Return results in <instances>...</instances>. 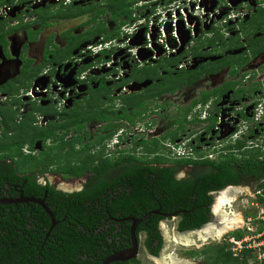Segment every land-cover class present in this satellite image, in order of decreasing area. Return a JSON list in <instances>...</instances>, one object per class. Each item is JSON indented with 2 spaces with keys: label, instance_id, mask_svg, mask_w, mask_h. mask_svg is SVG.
Listing matches in <instances>:
<instances>
[{
  "label": "flooded vegetation",
  "instance_id": "obj_1",
  "mask_svg": "<svg viewBox=\"0 0 264 264\" xmlns=\"http://www.w3.org/2000/svg\"><path fill=\"white\" fill-rule=\"evenodd\" d=\"M85 2L86 6L81 7L51 0L36 5L30 0H0V144H11L23 137L30 138L32 132L60 127L55 137L64 136L67 149L57 151L66 163L57 164L56 168L72 162V167L84 169L83 175L66 177L51 171L40 173L42 167L32 176L39 186L53 188L56 193L85 196L78 197L80 205L69 206L61 198L49 197V189L43 198L25 197V192L13 185L18 196L0 200L14 203L0 206H15L9 211L17 214L23 208L30 210L28 229H32L36 221V227L44 234L42 242L38 239V243L41 242L38 248L43 251L41 264H49L47 253H51L49 258L53 264H146L143 256L156 260L155 264H173V259L162 256L173 241L166 238L164 221L177 220L176 237L183 247L193 241V235L203 243L200 237L206 232L201 231L198 236L193 232L206 225L219 224L221 216L214 206L217 210L221 192L246 184L256 195L262 192L264 178L254 176L244 179L240 185L209 192L211 200L200 207L209 210L210 221L197 230H180L184 221L182 215L189 211L179 210L178 205L171 208L172 212L163 211L167 204L174 203L165 193V173H172L171 177L178 182L187 181L198 173H209L207 166L187 165L185 161H194L202 154L201 161L207 160L210 154L214 155L209 159L212 161L229 153L238 157L240 151L235 148L238 141L246 150H256L249 149L247 142L254 138L260 141L261 138H256L257 129L264 135V0L240 3L234 9L241 14L246 6V14L237 17L230 26H214L190 44L182 43L180 48L171 44L170 48H178L177 52L159 49L158 56L147 62L141 60L130 44L126 48L108 46L99 54H90L89 44L95 38L98 40L95 46L105 47L114 41L116 45L125 40L126 43L128 35L123 29L133 20L123 16L114 21L110 10L97 18L93 12L96 5L102 8L108 5L104 0ZM8 5L12 9L5 11ZM92 6L94 9L88 12ZM66 9L69 11L65 14ZM90 14L91 18L87 19ZM99 22L111 28V33L100 35L95 27ZM68 23L76 25L66 29ZM56 26L62 28L53 30ZM109 35L113 37L108 39ZM197 71V75L192 74ZM207 85L209 88L203 89ZM206 94L210 97L203 102ZM178 102L182 106L177 107ZM213 118L217 122L209 130V120ZM166 120L168 123H164ZM157 129L164 130L163 136L156 138ZM233 131L241 135L240 138L230 140L231 144L223 142L227 146L219 148L221 140ZM176 134H180L179 138L172 141ZM154 140L163 148L147 149ZM46 144L53 148L59 146L52 140ZM71 144H75L74 149ZM87 145L91 147L89 151L84 150ZM21 150L25 155L36 156L34 153H43L45 147L38 141L33 149L26 144ZM72 150L78 154L75 160L69 161L64 154ZM177 151L183 154L178 155ZM126 156L135 158L138 166L129 165ZM158 159L161 161L154 162ZM101 164L116 165L97 176L96 169ZM144 166L150 169L146 173L142 172ZM51 176L59 178V184H53ZM102 185L107 188L100 190ZM143 192L146 200L151 199L149 203L157 208L139 216L141 207L147 204L143 202ZM93 196L98 198L92 201ZM30 198L43 202L44 206L21 201ZM191 198L195 204L202 202L197 196ZM130 203L132 207L127 206ZM82 211L83 217H79ZM148 215H151L149 218L162 217L157 226L151 228L152 236L142 225ZM14 223L17 226L19 221H14L13 226ZM91 225L97 227L94 229L96 240L89 229ZM245 225H248L247 219ZM151 241L159 250L158 254H154L156 250L148 244ZM209 247L205 245L204 250ZM188 253L190 251L184 253L185 257L192 258ZM262 254L264 247L252 251L249 257L255 260L254 264H264Z\"/></svg>",
  "mask_w": 264,
  "mask_h": 264
},
{
  "label": "trees",
  "instance_id": "obj_2",
  "mask_svg": "<svg viewBox=\"0 0 264 264\" xmlns=\"http://www.w3.org/2000/svg\"><path fill=\"white\" fill-rule=\"evenodd\" d=\"M114 1L117 2L118 0H111L108 2L107 5L111 4ZM126 1V11H115L112 8V5L114 4L113 3L110 7L107 6L108 8H95L93 12H95L97 18H100L101 15L107 14V11L110 10L112 20L116 21V19L123 16L127 17V19L129 20L132 18L133 15L132 6L135 4V1ZM112 37L113 35H109L108 39H111ZM196 77L198 78V76ZM185 78H188L189 80L190 77L187 76ZM209 97L210 94H206L205 100L202 101L206 102ZM197 104L198 102L195 105ZM209 121L211 123L210 126H208V129L211 130L215 127L217 120L213 118ZM81 128L82 127H80V129ZM60 129V127H57L51 131L46 132L36 131L31 133L30 138L23 137L20 140H16L14 143L11 144H0V199L8 198L9 196H18L19 192L15 191L13 185H18L19 189L25 192V197L43 198L45 191H47L49 188H43L39 186L36 182V179L32 176V174L35 173L37 169L42 167L43 170H40V173H47L51 171L56 174H65L66 177H81L83 175L84 169L72 167V162L68 163V165L66 166L59 165L58 168L54 169L55 164L53 162V155L55 154V152L52 149H67V144L64 142L63 138L64 136H62L61 138L55 137L56 131ZM179 136L180 134L174 135L172 137V141H175L177 138H179ZM48 140H52L55 144L59 143V146H57L56 148L46 146V142ZM38 141H42L45 147V151L41 154V156H32V154L25 155L21 150V147H24L26 144L30 145V147L33 149ZM77 141L78 143L80 142V140ZM74 145L75 144H71V148L74 149ZM245 147L246 146H244L242 142L238 141V144L235 147L240 151V156L238 157L229 153L227 156L218 157L216 161L208 159L201 161L203 159L202 154L197 157L198 160L196 159L194 161H185L187 165H205L210 169L209 173H198L193 176V178L187 181L178 182L173 176L171 177L172 173L164 172V179L166 181L165 183L167 184L165 188V193L171 200L173 199L174 203L167 204L166 206L164 205L165 207L163 211L166 213L172 212L171 208L174 205H178L179 210L185 209L189 211L187 215H182L184 217V221L180 225L181 231L201 229L205 224L210 221L209 210H207L205 207H200L202 205H206L207 200H211L208 196L209 192L222 191L228 185H240L244 181V179L253 176L257 179L264 178L263 149L260 148L245 152ZM146 148L150 151H153L163 147L162 145H160V142L158 140H154L150 143V146H147ZM47 149L49 151H47ZM90 149V145H87L84 148V150L86 151H89ZM230 149L232 150L234 149V147L230 146ZM77 154L78 152L76 150H72L70 153H65L64 156L69 161H72L75 160ZM125 160L129 165L131 164L135 167L138 166L135 164L136 160L133 157L126 156ZM159 160L160 159L154 162H160L161 160ZM92 163L94 164V162ZM114 165L116 164H110V166L106 164L105 167L103 164H101V167L96 169L98 170L97 176L104 175L107 171L112 169ZM148 169L149 168H146V166H144L142 168V172L146 173ZM144 183H146V181ZM100 188V190H103L107 188V185H102V187ZM261 189L264 190V185L261 187ZM144 190L146 192V189ZM145 192H143L142 198L144 201H142L147 202V204L144 207H141L143 209L139 211V216H145L148 212L157 208V205L149 203L152 202L151 199L149 201L146 200ZM50 196L52 197V199H63L65 204L69 206H76L77 204L80 205L78 202H81V200L78 197H85L82 195L75 194L66 195L63 193H56L53 188L49 189V197ZM193 196L202 198V202L195 204L194 200H192L191 198ZM97 198V196H93L91 200L95 201V199ZM150 198H152V194L150 195ZM161 200L162 198H160V201ZM259 202L264 203V198L260 197ZM53 203L56 204L58 203V201H54ZM127 206L132 207V204L130 203ZM12 207L14 208L15 206H0V264H41V254H43V251L42 248L39 249L38 246L41 245L40 243L43 240L44 234L41 233V231H39L36 227V221L34 222L32 229H28L27 219L28 212H30V210H25L23 208L20 210V214H17V212L13 211L11 212L14 214H11L9 209H11ZM38 209L43 212L41 208ZM128 209L130 210L131 208ZM190 210H192V212H190ZM83 212L84 211L79 213V217H83ZM32 213L34 217L35 213L33 212V210ZM37 218L38 216L34 217V219ZM57 219L61 218L57 217ZM160 220H162L161 216H152L151 218L147 219L142 223V225L145 226L144 229L149 231L150 236H152L153 234L151 228H155ZM14 221H19L17 226H15L14 223L15 227L13 226ZM49 224L50 220L48 219L47 225ZM96 228L97 227L95 225H91V227H89V229L92 230L93 235L95 234L94 229ZM9 230L10 233L12 232L11 234L6 233ZM68 234H71V232H68ZM244 236L245 235L242 232H234L230 235V237H236L239 239L243 238ZM38 239L41 240V242L38 243ZM94 239H98V236L94 235ZM148 244L150 245V247L152 246L154 250H156L153 251V253L158 254L159 250L154 247L153 242L151 241ZM188 254L191 255L192 258L204 259L205 264H247V261H240L239 259L233 257L232 253L230 252V246L227 242L218 245H212L209 248L202 250L201 252L195 251L190 252ZM50 255L51 253H47L46 259L49 264H53V262L49 258ZM72 260L73 258L71 259V261Z\"/></svg>",
  "mask_w": 264,
  "mask_h": 264
},
{
  "label": "built area",
  "instance_id": "obj_3",
  "mask_svg": "<svg viewBox=\"0 0 264 264\" xmlns=\"http://www.w3.org/2000/svg\"><path fill=\"white\" fill-rule=\"evenodd\" d=\"M33 4H41L50 0H30ZM75 0H51L53 3H71ZM135 1L133 22L125 27V32L131 37L128 38L126 45H132L133 39L137 40L139 45L133 51L138 54L140 52L153 53V59L158 54L159 49H165L166 52H170L171 44H176L178 48L182 46L187 40L188 35L195 37L196 33L208 31V28L219 25L230 26L237 17L244 16L246 14V6L239 14L232 5L230 0H223L225 2L222 5V0H133ZM255 0H243L244 4L254 2ZM241 2V3H242ZM242 3V4H243ZM244 6V5H243ZM6 10H11L12 6L8 5L4 7ZM142 33V37H138ZM139 39V40H138ZM108 47L109 45H105ZM172 50V52H177ZM105 49L104 46H91L88 51H93L94 54H99L100 51ZM109 65V64H107ZM193 62L189 64L190 68L193 66ZM260 129L255 130L256 135L260 141L251 139L247 142L249 149L264 150V135L260 134ZM262 136V137H261ZM226 139H230L231 142L240 138V135L233 131L229 133ZM225 146L223 140L218 144L221 148ZM181 151V150H180ZM177 151L178 155L183 154ZM209 159H213L214 155L210 154ZM258 217H248L247 224L252 227L249 228V234L239 239L236 237H230L227 243L230 246V252L233 257L240 261H247L248 264H254L255 260L249 256L252 251L259 250L264 247V242H256L254 239L264 237V229L253 227L252 223L258 221L264 224V207H258ZM251 235V236H250ZM264 257V254H262ZM262 257L260 260H262Z\"/></svg>",
  "mask_w": 264,
  "mask_h": 264
},
{
  "label": "rangeland",
  "instance_id": "obj_4",
  "mask_svg": "<svg viewBox=\"0 0 264 264\" xmlns=\"http://www.w3.org/2000/svg\"><path fill=\"white\" fill-rule=\"evenodd\" d=\"M87 2H89V1H87ZM87 2H85V1H79V2H77L75 4H73V5H75V6H81L82 7V6H86L85 4ZM108 2L109 1H105L104 2L105 5H107ZM224 3L225 2H223V0H222V5ZM126 4H127V1L126 0H118L117 2L114 1L111 4H109L108 7H110L112 5V8L115 11H120L121 12L122 10L126 11V9H125L126 8ZM96 8L98 9V8H102V7H101V5L98 4V5H96ZM92 9H94L93 6L92 7H89L88 8V12H91L90 10H92ZM85 10H87V8H85ZM68 11L69 10L66 9L65 14L68 13ZM73 12H75L74 14H77L76 11H73ZM78 12L80 13L81 10H78ZM91 16L92 15L90 14V15L86 16V18L87 19H90ZM111 17H112V15H111ZM66 25L68 26V27H65L67 29V28H70L71 26H74L76 24L75 23H72V24L68 23ZM77 25H80V24H77ZM95 27H96L97 30H99L98 33L100 35H108L109 33H111V28L110 29H107L106 26H105V24H103L102 22L96 23L95 24ZM110 27H112V29L115 28L113 24H110ZM55 28H62V27L61 26H58V27L56 26V27L53 28V30ZM95 34H96L95 31L92 30V35H95ZM138 37H142V33ZM96 39L97 38L93 39L92 42L89 45L90 46H93L94 44H96V42L98 41ZM192 74L197 75L198 74V71L195 72V73H192ZM205 88L208 89L209 88V85L203 86V89H205ZM176 106L179 107V106H182V105L178 102L176 104ZM172 111H173V109H172ZM167 117H168V115H167ZM162 122L163 121L160 119V125L159 126H161V123ZM164 123H168V121L166 120V121H164ZM158 129H159V127H158ZM158 129L156 131H154V132H156V134H154L156 136V138L163 136V133H164V130L163 129L162 130H158ZM146 139L145 140L148 141L150 139V136L148 138H146ZM90 142H92V141H90ZM223 142L225 144H227V143L228 144H231L230 143V139L224 138L223 139ZM99 148L100 149H103L104 146H100ZM247 151H251V150H248L247 149L245 152H247ZM41 152H44V151L42 150ZM54 152H55V154L53 155V157H54V161L53 162L55 164V168H56V165L59 164V163H61V164L66 163L65 158L63 159V157H61V153H59V151L54 150ZM34 154H36V156H41L42 153H40V154L34 153ZM51 177H52V183L53 184H55L56 182H57L56 185L59 184L58 183L59 178H57L56 176H51ZM62 182L69 183L68 180H66V181L65 180L63 181L62 180ZM257 186H258V184H257ZM241 189H243V193H241V194L238 195L237 201L234 204L228 205V206H224L223 208L221 207L222 208L221 210H219L218 205H217V210H216V205L214 206L215 211L218 212V214L221 216V220H220L219 224H217V226H220V224L223 222L224 218L226 217V214L227 215H232V213L233 214L234 213L235 214H238L241 218H243V221H246V219L248 217H251V216H253L254 218H257L258 217V214H257L258 209H257V207L262 208V207H264V204L262 202H259L258 195H256L255 194L256 192L253 189L250 188V185H247L246 184V185L242 186ZM67 190H69V189H67ZM226 190H228V189H226ZM226 190H224L223 192H221V194L224 193ZM258 190H260V189H258ZM219 196H218V198L220 200L221 196L220 197ZM219 200H218V202H219ZM176 222H177V220H175V221H169L168 220V221H164L162 223V227L164 229L166 238H173V241L162 252L163 259H166L167 257L168 258H171V259L174 258L173 259V262L182 263V264H184V263L185 264H187V263H190V264H205V260L204 259H198V258L192 259L189 256L188 257H185L184 253L185 252H188V251H190V252H195V251L196 252H201L202 250H204L205 245L206 246L218 245V244L221 243L220 240H222V242L223 241L224 242L226 241V240H224L222 238H219V239H210L209 238L205 243H201V242H198V239L193 235L194 237L192 236L191 239L193 241H196L197 245L195 244V245H193L191 247H187V246L186 247H183L181 245V241L177 240V237H176V235H177L176 228H175ZM252 225L255 228H262L264 226V224H261L258 221L253 222ZM242 228H244V230ZM249 228L252 229V227H250L248 225H245V222H243V225H241V227H239V228H236L235 230L241 229L238 232H242L246 236L247 234L250 233L249 232ZM235 230H233V231H235ZM202 231H203L202 233H204V231L206 232V229H203ZM233 231H231V233H233ZM231 233L229 232L223 238L228 237V235L231 234ZM262 238L263 239L256 238L254 240L256 242H259L260 240L261 241H264V237H262ZM213 240H216V242H214ZM143 260L146 262V264H155V263H157L156 260H153L152 258L146 259L144 256H143Z\"/></svg>",
  "mask_w": 264,
  "mask_h": 264
},
{
  "label": "bare ground",
  "instance_id": "obj_5",
  "mask_svg": "<svg viewBox=\"0 0 264 264\" xmlns=\"http://www.w3.org/2000/svg\"><path fill=\"white\" fill-rule=\"evenodd\" d=\"M241 193H243V189H241V188H230V189L226 190L222 194V196L218 202L219 210H221L224 206L234 204L237 201L238 195ZM243 222H244L243 218H241L238 214H235V213L234 214L232 213V215L226 214V217L224 218V220L220 224V226H217V225L208 226L206 228V235L200 237V239L203 241V243H205L209 238L210 239L223 238L229 232L235 230L236 228L241 227V225H243ZM199 233H197L196 235L198 236ZM187 244H188L187 246H193L195 244L197 245V243L194 241H188ZM173 264H177V263L174 262Z\"/></svg>",
  "mask_w": 264,
  "mask_h": 264
},
{
  "label": "clouds",
  "instance_id": "obj_6",
  "mask_svg": "<svg viewBox=\"0 0 264 264\" xmlns=\"http://www.w3.org/2000/svg\"><path fill=\"white\" fill-rule=\"evenodd\" d=\"M79 1H86V0H75V1H73V2H71V3H65V2H63V3H60V4H62V5H73V4H75V3H77V2H79ZM104 1H106V0H104ZM107 1H111V0H107ZM131 2H134L133 0H130ZM135 5V4H134ZM132 6V11H133V14H134V7L135 6ZM239 5V4H238ZM234 7H236V6H234ZM132 18H133V15H132ZM129 24V23H128ZM130 24H131V22H130ZM129 24V25H130ZM125 29V28H124ZM123 29V31H125ZM208 30H211V28H208ZM125 33V32H124ZM201 34H202V32L201 33H196V36L195 37H193V36H189L188 35V37H187V39H190V40H187L188 42H189V44L193 41V40H196V39H198L200 36H201ZM128 35V34H127ZM129 37H131L130 35H128V38ZM139 40V39H138ZM126 41V40H125ZM125 41L124 42H122V44H119V45H116L115 44V42L116 41H114L113 43H111L109 46H119V47H123V48H126V43H125ZM187 41H185V42H187ZM139 45V43H138V41L137 40H135L134 41V39H133V42H132V49H136V46H138ZM93 46H95V45H93ZM99 46V45H98ZM102 46H104V45H102ZM105 48H106V50L108 49L106 46H105ZM104 51V50H103ZM103 51H100V52H103ZM89 53L90 54H94V52L93 51H89ZM139 56H140V58H141V60L143 61V62H147V61H151L152 60V57H153V53H151V52H140L139 53ZM225 146H227V145H225ZM232 146V145H231ZM209 156V155H208ZM208 156H206V157H208ZM206 159H208L209 160V158H206ZM234 188H242V187H234ZM261 191L262 192H260L259 194H258V197H259V200H260V197H262V198H264V190L263 189H261ZM264 204V203H263ZM245 222V221H244ZM243 230H244V228H242ZM239 230H241V229H238V230H235L236 232H238ZM261 230H263V227L261 228ZM234 231V232H235ZM228 238H230V236L228 237ZM228 238L226 239V241L225 242H227V240H228Z\"/></svg>",
  "mask_w": 264,
  "mask_h": 264
},
{
  "label": "water",
  "instance_id": "obj_7",
  "mask_svg": "<svg viewBox=\"0 0 264 264\" xmlns=\"http://www.w3.org/2000/svg\"><path fill=\"white\" fill-rule=\"evenodd\" d=\"M231 1V3H232V5L233 6H237L238 4H240L243 0H230ZM187 41V40H186ZM22 202H35V203H39V204H41V205H43L44 206V203L43 202H41V201H39V200H36V199H32V198H30V199H23V200H21ZM10 203H14V201H12V200H0V205L1 204H10ZM151 215H148V216H146V217H144L143 219L144 220H146V219H148L149 217H150ZM208 226H210V225H206V226H204L203 227V229H206ZM202 229V230H203ZM202 230H198V231H195V232H193V234H197V233H199V232H201ZM189 234V233H188ZM192 234V233H191ZM135 245H136V239H135ZM136 248V247H135ZM134 253V252H133ZM123 261V260H122Z\"/></svg>",
  "mask_w": 264,
  "mask_h": 264
}]
</instances>
